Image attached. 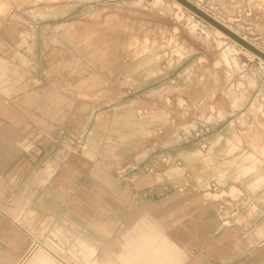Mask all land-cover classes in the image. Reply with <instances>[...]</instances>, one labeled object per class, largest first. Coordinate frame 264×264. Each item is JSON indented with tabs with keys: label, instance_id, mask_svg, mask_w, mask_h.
<instances>
[{
	"label": "rangeland",
	"instance_id": "374dc122",
	"mask_svg": "<svg viewBox=\"0 0 264 264\" xmlns=\"http://www.w3.org/2000/svg\"><path fill=\"white\" fill-rule=\"evenodd\" d=\"M0 264H264V0H0Z\"/></svg>",
	"mask_w": 264,
	"mask_h": 264
},
{
	"label": "crops",
	"instance_id": "0c3cea01",
	"mask_svg": "<svg viewBox=\"0 0 264 264\" xmlns=\"http://www.w3.org/2000/svg\"><path fill=\"white\" fill-rule=\"evenodd\" d=\"M227 246H231V244H227ZM228 258H229V256H228Z\"/></svg>",
	"mask_w": 264,
	"mask_h": 264
},
{
	"label": "bare ground",
	"instance_id": "6f19581e",
	"mask_svg": "<svg viewBox=\"0 0 264 264\" xmlns=\"http://www.w3.org/2000/svg\"><path fill=\"white\" fill-rule=\"evenodd\" d=\"M74 43V42H73ZM14 243V242H13ZM19 245V244H18Z\"/></svg>",
	"mask_w": 264,
	"mask_h": 264
}]
</instances>
